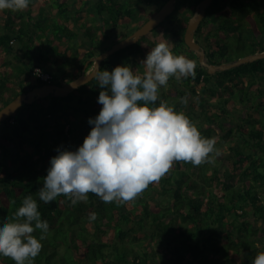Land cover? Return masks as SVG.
Returning a JSON list of instances; mask_svg holds the SVG:
<instances>
[{
	"label": "trees",
	"instance_id": "16d2710c",
	"mask_svg": "<svg viewBox=\"0 0 264 264\" xmlns=\"http://www.w3.org/2000/svg\"><path fill=\"white\" fill-rule=\"evenodd\" d=\"M76 1L54 0L58 12L53 23L50 20L55 14L47 5L43 3L36 10L31 6L39 0H30L23 12L2 11L3 106L19 93L47 82L34 75L36 67L50 72L52 82L64 84L82 71L86 60L99 53V48L106 49L122 39L117 35L121 28L131 29L134 0H85L86 11L98 14L101 23L105 21L99 29L104 31L103 38H98L96 46L90 43L83 63L75 64L71 58L60 67L57 54L63 52L56 50L62 45L63 36L79 39L82 30L90 40L98 35L96 29L78 24L76 14L80 10L75 7ZM137 1L147 5V20L166 0ZM186 1L178 0L171 13L176 17L169 31L173 38L171 50L193 60L196 75L181 82L170 78V96L175 98L173 104L179 100L176 108L184 107L183 113L194 124L190 111H196L201 135L215 137L221 155L215 156L213 163L200 166L175 162L159 182L150 184L131 202L105 203L89 193L86 203L73 204L64 195L44 203L39 200L38 191L43 187L51 159L59 151H76L83 145L94 127L90 118H96L102 109L98 103L102 89L92 79L66 96L51 94L24 103L0 122L12 127V132L0 131V225L14 217L27 196L36 199L41 219L48 221L49 230L33 264H252L257 254L264 251V58L210 73L185 43L184 18L189 19L199 0ZM72 4L77 10L71 9ZM46 13L50 17L46 18ZM72 21L76 23L73 27ZM32 28L39 29L37 34L31 32ZM217 28H225L237 43L210 38L209 32ZM196 34L199 41L203 37L211 63L233 61L235 48L249 47V53L263 51L264 0H213ZM37 41L39 47L33 49ZM55 42L58 48L52 50ZM182 46L192 54H186ZM154 47L155 44H143L140 38L107 57L100 70L112 71L127 65L142 74L144 68H139L138 63ZM47 62L53 65L46 66ZM71 65L76 66L71 68L75 72L71 70L68 78L58 72ZM189 92L199 98L187 106L181 101ZM215 95L219 99L212 106L210 98ZM161 98L166 99L159 95L151 106L158 107ZM197 101L204 105L205 113L194 109ZM91 213L97 214L95 220H90ZM250 215L262 222L256 226L248 218ZM33 235L39 239L40 230ZM0 264L15 261L0 256Z\"/></svg>",
	"mask_w": 264,
	"mask_h": 264
},
{
	"label": "clouds",
	"instance_id": "9594fccd",
	"mask_svg": "<svg viewBox=\"0 0 264 264\" xmlns=\"http://www.w3.org/2000/svg\"><path fill=\"white\" fill-rule=\"evenodd\" d=\"M29 4L30 0H0V11L23 12ZM141 63L142 74L127 65L108 71L97 64L91 78L102 89L98 97L102 109L96 118H90L94 127L78 150L59 151L51 159L38 191L39 200L51 203L64 195L73 204L86 203L88 194L93 193L105 203H127L159 182L175 162L200 166L221 155L216 138L202 136L183 112L163 101L158 107L151 106L170 78L177 82L194 78L195 62L175 55L165 41L152 48ZM181 102L186 104L187 99ZM89 218L95 220L97 214L91 213ZM37 230L39 239L33 235ZM48 230L36 199L27 196L14 217L0 225V256L15 264H33ZM252 264H264V251Z\"/></svg>",
	"mask_w": 264,
	"mask_h": 264
},
{
	"label": "rangeland",
	"instance_id": "374dc122",
	"mask_svg": "<svg viewBox=\"0 0 264 264\" xmlns=\"http://www.w3.org/2000/svg\"><path fill=\"white\" fill-rule=\"evenodd\" d=\"M53 1L54 0H40L36 5H34L35 10L38 9V7L41 4H43V3L50 8L49 9L50 12H52V13L55 14L54 15L55 18L53 20H50L51 23H53V22L56 21V18H57L56 14L58 12L57 11L58 10V6L57 5H54L53 4ZM147 1L148 2H151V1H156V0H147ZM161 1H165V0H161ZM187 1H186V3H187ZM74 3H75V7H77V9L80 10L79 13L76 14L77 15V18H78V24L80 26H83V25L90 26V27H92V29L94 28V30L96 29L98 31V33H97L98 35L95 37V39H91V40H90L89 37L81 38V36H83V35H81L79 39L76 36H71V37L63 36V38H62V40H63L62 45H60L59 49L56 50V53H59L57 51H61V49H62V52H63V54H57L58 55V59L60 61L59 62V66L60 67H64L66 65V63H67L66 61H68L71 58H73L75 60V64H77V62L78 63H83V60L86 57V52L88 51V48H89L90 43H92L93 45L96 46V44L99 42V39L98 38H103L102 33L104 31L101 30L100 31L101 33L99 34V29L101 27L99 25V23H101L100 22L101 21V18L99 17V15L98 14H95L94 12L86 11V6L87 5H86L85 0L83 2H80V1L77 0ZM73 4L71 5V9H75L74 6H73ZM132 7H133V15H132V18L130 20V26H131L130 28L131 29H129V30L127 29L128 32L134 31L136 29V27L140 23H144L146 21V18H147V17H145V14L142 15V12L143 11H141L140 4H139V2L137 0H134V3L132 4ZM77 9H75V10H77ZM154 12L155 11H153V13ZM45 17L48 18V17H50V15L46 13ZM0 19H1V17H0ZM175 20H176L175 15H172L171 14L163 22H161L158 25V28L157 29H154L152 32H150V33L144 35L143 37H141V42L143 44H147V45H154L155 44V46H156L158 43L165 42L166 41L169 44V46L171 47V45L173 44V38L170 36L171 34L169 33V31H170V27H171V22L173 23ZM184 20H185V22L187 24V21H188L187 16L184 18ZM119 22L121 23L122 22V19H120ZM74 24H76V23L74 21H72V23L70 24L71 27H73ZM2 25H3V22L0 20V30H3L4 29L3 27H1ZM177 26H179V25L177 24ZM37 31H39L38 28H32L31 29V32L34 33V35L37 34L36 33ZM209 34H210L209 35L210 38H216L217 37L218 39H220L219 41H224V40L228 41L229 40L232 43H237L236 42L237 41L236 39H234L231 35H228V32L226 31L225 28H217L215 30L213 29V31L209 32ZM197 35L198 34L195 35V38L198 37ZM33 38L37 40V38H35V36ZM201 40H202V37H201ZM55 44H56V42L53 44V46L51 45L52 46V50L54 49V47H57L58 48V46H55ZM76 45H78V46H76ZM38 47H39V44H38V41H37L35 43L33 49L38 48ZM65 48H66V51H65ZM182 49L184 50V52L186 54H188V53L190 54L191 53V51L190 50L188 51V49L186 47L183 48V46H182ZM249 49H250L249 47L235 48L234 51H233V54H234V56H233L234 60L233 61L237 60L239 58V56L241 57V55L243 56V55L249 54V52H250ZM36 52H38V51H36ZM27 53L28 54H31V51H27ZM173 53L175 55H179L178 51H176V50H173ZM60 55H62L61 58L59 57ZM8 56L10 58H11V56H12V58H14L13 55L10 56L8 54ZM23 56L25 57V55H23ZM25 58H27V57H25ZM54 58H57V56L54 57ZM138 66H139V68L143 69L142 63L139 62L138 63ZM75 67H76L75 65H71V66H68V67H66L64 69H61V71L58 70V72L59 73H61V72L65 73L66 74L65 77L68 78L69 77V72L72 70L71 68L75 69ZM71 72H75V70H72ZM80 73H81V71L79 72V74ZM183 87H185V86L182 85V88ZM171 90H172L171 89V85H169V84L166 87H161V89L159 91V95H161V97L164 96V98H166V99L161 98V101L165 102L168 106H171V104H172L173 107H174V109H175V111L180 112V110H181L183 112V110L185 109L184 107H183V110H182V108H179V107L176 108V106H175V105L179 104V100L176 101L177 104H175V103L173 104L172 103L173 99H175V98L172 97V96H170ZM236 94H238L237 91H236ZM176 97H180V94H177ZM215 97L216 98H214V96H211V98H210V103H211L212 106L214 104H217V102H218V99H219L218 96L215 95ZM185 98L187 99L186 105L188 106V104L192 100L196 101L199 97L194 96V94L192 92H189V93H187V95H185V97L183 99H185ZM205 98H207V100H209V95L206 94ZM177 99H179V98H177ZM207 102L208 101H206L205 106L208 105ZM195 104H197V108L195 107L194 109L200 110L201 112L205 113L204 107H203L204 105L203 106L200 105L198 101ZM190 113H191L192 117L194 118V122L196 124L197 119H198V114L194 110L193 111H190ZM205 117H204V119H205ZM0 131L1 132L2 131L3 132H6V131L12 132V127L10 125H7L6 122L5 123H0ZM67 149H70V147H67ZM261 222L259 221V224ZM220 259H222V258H220Z\"/></svg>",
	"mask_w": 264,
	"mask_h": 264
},
{
	"label": "water",
	"instance_id": "95a60500",
	"mask_svg": "<svg viewBox=\"0 0 264 264\" xmlns=\"http://www.w3.org/2000/svg\"><path fill=\"white\" fill-rule=\"evenodd\" d=\"M178 0H166L144 23L137 27L126 37L114 42L110 47L100 51L86 60L82 71L75 78L67 81L64 84L54 82H46L42 85H37L27 91L21 92L12 98L7 104L0 108V122L16 111L24 103H32L38 98L48 95L66 96L79 88L81 85L92 80L91 76L98 64L101 69L102 62L117 50L124 48L130 44L137 42L144 35L152 32L161 22H163L176 8ZM213 0H199L195 6L194 12L187 21V26L184 33V40L188 47L193 50L202 66L206 67L210 73H215L218 70H225L241 63L254 61L259 58H264V50L255 53H249L239 57L235 61L223 62L220 64L211 63L206 54V48L197 38H195L197 29L207 14V8ZM124 33V32H123ZM92 62V66L88 65Z\"/></svg>",
	"mask_w": 264,
	"mask_h": 264
},
{
	"label": "crops",
	"instance_id": "0c3cea01",
	"mask_svg": "<svg viewBox=\"0 0 264 264\" xmlns=\"http://www.w3.org/2000/svg\"><path fill=\"white\" fill-rule=\"evenodd\" d=\"M40 1V0H39ZM37 4V3H36ZM36 4H34V5H36ZM30 5V4H29ZM34 5H31L33 8H34ZM143 7L144 8H146L147 7V5H144L143 4ZM152 7V6H151ZM0 17H1V21L3 20V18H2V11H0ZM100 21V20H99ZM3 22V21H2ZM101 22V21H100ZM104 23V22H103ZM103 23H99V25L101 26V25H103ZM2 27V26H1ZM102 27V26H101ZM103 28V27H102ZM110 28V27H109ZM103 30V29H102ZM0 32H1V30H0ZM81 35H83V36H81V38H85L86 37V33L84 32V30H82V33H81ZM200 41H202V40H200ZM77 64H78V62H77ZM51 65V63L49 62V63H47V65L46 66H50ZM15 85H16V83H15ZM0 105L1 106H3L2 105V103H0ZM248 218L249 219H251L252 221H254L255 222V225L257 226V225H259V220H256L252 215H250V216H248Z\"/></svg>",
	"mask_w": 264,
	"mask_h": 264
},
{
	"label": "built area",
	"instance_id": "2783aa9c",
	"mask_svg": "<svg viewBox=\"0 0 264 264\" xmlns=\"http://www.w3.org/2000/svg\"><path fill=\"white\" fill-rule=\"evenodd\" d=\"M34 75L45 81H50L53 78V75L50 72L43 71L40 67L35 68Z\"/></svg>",
	"mask_w": 264,
	"mask_h": 264
},
{
	"label": "flooded vegetation",
	"instance_id": "af4514ba",
	"mask_svg": "<svg viewBox=\"0 0 264 264\" xmlns=\"http://www.w3.org/2000/svg\"><path fill=\"white\" fill-rule=\"evenodd\" d=\"M165 3V2H164ZM163 3V4H164ZM162 4V5H163ZM140 8H141V11H143L142 12V15H144L145 14V12H146V8H144L143 7V4H141L140 5ZM157 9H155L154 11H156ZM110 26H111V21H110ZM101 28V27H100ZM94 29V28H93ZM124 32V33H123ZM131 32H128L126 29H123V28H121L120 29V31L118 32V34L117 35H119V37L121 38L122 36L123 37H126L127 35H129ZM201 43H203V37H202V41H200ZM97 49V48H96ZM101 50H104V47L103 48H99V50L98 51H101Z\"/></svg>",
	"mask_w": 264,
	"mask_h": 264
}]
</instances>
